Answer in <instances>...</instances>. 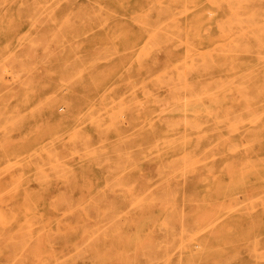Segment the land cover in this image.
I'll use <instances>...</instances> for the list:
<instances>
[{
	"label": "rangeland",
	"instance_id": "obj_1",
	"mask_svg": "<svg viewBox=\"0 0 264 264\" xmlns=\"http://www.w3.org/2000/svg\"><path fill=\"white\" fill-rule=\"evenodd\" d=\"M262 205L264 0H0V264H264Z\"/></svg>",
	"mask_w": 264,
	"mask_h": 264
},
{
	"label": "bare ground",
	"instance_id": "obj_2",
	"mask_svg": "<svg viewBox=\"0 0 264 264\" xmlns=\"http://www.w3.org/2000/svg\"><path fill=\"white\" fill-rule=\"evenodd\" d=\"M166 102H167V101H166ZM180 102H181V101H180ZM197 110H198V109H197ZM234 110H235V108H234ZM233 117H234V116H233ZM230 119H231V118H230ZM231 120H232V119H231ZM129 121H130V120H129ZM227 121H228V120H227ZM129 123H130V122H129ZM198 130H199V129H197V131H198ZM163 140H165V139H163ZM161 141H162V140H161ZM219 141H220V140H219ZM158 142H159V141H158ZM155 144H156V143H155ZM235 148H236V149H234V151L237 150V147H235ZM204 150H205V149H204ZM206 150H207V149H206ZM183 158H185V157H183ZM211 159H212V158H211ZM181 160H182V159H181ZM233 160H234V159H233ZM197 161H199V160H197ZM212 161H213V160H212ZM200 162H201V161H200ZM252 162H253V161H252ZM194 163H196V161H195ZM198 163H199V162H198ZM213 163H214V162H212V164H211L212 166L215 165V164L213 165ZM230 163H231V162H230ZM202 164H203V163H202ZM228 164H229V163H228ZM228 164H227V165H228ZM195 165H197V163H196ZM153 166H154V165H153ZM229 166H230V164H229ZM231 166H232V163H231ZM243 166H244V165H243ZM191 167H193V166H191ZM210 167H211V166H210ZM223 167H224V166H223ZM226 167H227L226 169L228 170L229 167H228V166H226ZM233 167H234V165H233ZM233 167H232L231 169H233ZM196 168H197V167H196ZM234 168H235V167H234ZM13 169H14V168H13ZM222 169H223V168L221 167V170H222ZM229 169H230V168H229ZM8 170H10V169L8 168ZM11 170H12V167H11ZM156 171H157V170H156ZM195 171H196V170H195ZM208 171H210V170H208ZM228 171H229V170H228ZM232 171H233V170H232ZM235 171H237V167H236V170H235ZM226 172H227V171H226ZM229 172H231V171H229ZM233 172H234V171H233ZM233 172H232V173H233ZM193 173H194V172H193ZM191 174H192V171H191V173H190L189 175H191ZM196 174H198V173H196ZM187 175H188V174H187ZM192 176H193V175H192ZM183 178H184V177H183ZM190 180H191V179H190ZM232 182H233V180H232ZM217 183H218V182H217ZM13 184H14V186H16L14 182H13ZM13 184H12L11 186H13ZM14 186H13V188H14ZM219 186H221V185H219ZM7 187H8V186H7ZM9 187H10V185H9ZM13 188H12V189H13ZM250 188H251V187H250ZM229 189H230V188H229ZM8 190H9V189H8ZM11 191H12V190H11ZM250 191H251V190H250ZM4 192H5V191H4ZM13 192L15 193L16 191H14V189H13ZM8 193H11V192L8 191ZM248 194H251V192L248 193ZM7 195H8V194H7ZM13 196H14V195H13ZM248 196H249V195H248ZM249 197H250V196H249ZM251 199H254V198H251ZM261 199H262V198H261ZM261 199H259V200H261ZM255 200H257V199H255ZM255 200H254V201H255ZM250 202H251V201H250ZM255 202H258V201H255ZM255 202H254V203H255ZM194 203H195V202H194ZM194 203H193V205H194ZM234 203H235V202H234ZM261 203H262V201H261ZM196 204H197V203H195L194 206H196ZM256 204H257V203H256ZM193 205H191V206H193ZM249 205H252V203L249 204ZM253 205H255V204H253ZM253 205H252V206H253ZM257 205H258V204H257ZM257 205H255V206H257ZM247 206H248V204H247ZM255 206H254V209H255ZM258 206H259V205H258ZM258 206H257V208H259ZM262 206H264V205H262ZM236 208H237V207H236ZM248 209H249V207H248ZM248 209H247V210H248ZM252 209H253V208H252ZM189 210H191V209H189ZM186 211H187V209H186ZM248 211H249V210H248ZM253 211H254V210H253ZM253 211H250V212H253ZM186 213H187V212H186ZM203 220H204V219H203ZM226 229H227V228H226ZM230 229H231V228H230ZM232 229H233V228H232ZM207 241H208V240H207ZM207 241H206V243H207ZM251 241H252V240H251ZM248 245H249V244H248ZM248 245H245L244 247H246V246L248 247ZM251 245H252V244H251ZM245 249H246V248H245ZM248 249H249V248H248ZM246 250H247V249H246ZM249 250H250V249H249ZM247 251H248V250H247ZM239 255H240V253H239ZM240 256H241V255H240ZM253 256H254V255H253ZM247 257H248V256H247ZM229 258H230V257H229ZM231 258H233V257L231 256ZM236 258H237V256H236ZM231 260H232V259H231ZM233 261H234V260H233ZM237 261H238V260H237ZM226 262H227V261H226ZM238 262H239V261H238ZM232 264H233V263H232Z\"/></svg>",
	"mask_w": 264,
	"mask_h": 264
}]
</instances>
